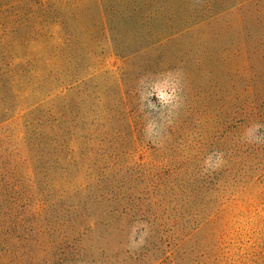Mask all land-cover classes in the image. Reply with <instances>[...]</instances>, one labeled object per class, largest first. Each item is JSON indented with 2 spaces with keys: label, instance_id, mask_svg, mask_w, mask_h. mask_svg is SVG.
Returning <instances> with one entry per match:
<instances>
[{
  "label": "rangeland",
  "instance_id": "rangeland-1",
  "mask_svg": "<svg viewBox=\"0 0 264 264\" xmlns=\"http://www.w3.org/2000/svg\"><path fill=\"white\" fill-rule=\"evenodd\" d=\"M0 259L264 264V0H0Z\"/></svg>",
  "mask_w": 264,
  "mask_h": 264
},
{
  "label": "trees",
  "instance_id": "trees-1",
  "mask_svg": "<svg viewBox=\"0 0 264 264\" xmlns=\"http://www.w3.org/2000/svg\"><path fill=\"white\" fill-rule=\"evenodd\" d=\"M0 264H6V263H5L4 260H1V259H0ZM20 264H24V263L21 262Z\"/></svg>",
  "mask_w": 264,
  "mask_h": 264
}]
</instances>
